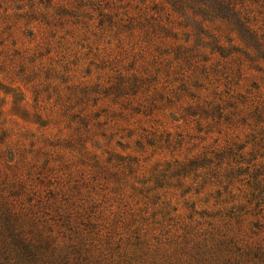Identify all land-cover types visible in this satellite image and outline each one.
Listing matches in <instances>:
<instances>
[{
  "label": "clouds",
  "instance_id": "9594fccd",
  "mask_svg": "<svg viewBox=\"0 0 264 264\" xmlns=\"http://www.w3.org/2000/svg\"><path fill=\"white\" fill-rule=\"evenodd\" d=\"M101 2L103 3V0ZM107 2L113 7L108 8L110 11L105 13L114 14L117 23H126L130 16H135L128 11V7H119L128 5L129 0ZM137 2L138 0H132L133 6ZM24 11L27 12L28 9L25 8ZM0 12H3L2 8ZM95 17L94 24L64 39L62 44L56 46L53 55L48 57L49 71L44 75L52 76L56 80L55 84L51 80L35 79L39 73L27 76L23 83H5L4 78L0 77V126H13L17 136L15 141L17 150L25 154H35L38 151L48 153L52 159L60 162V166L70 165V171L77 179H82L85 184L94 188L91 195L98 203H102L109 222L116 213L151 217L153 212L162 210L165 204L171 216L186 219L189 209L185 206V201L193 204L197 212L205 209L209 211L230 209L233 204H246L245 194L248 190L246 185L239 181L230 186L235 200L216 203L214 199H209L204 203L209 193H214L217 189L222 190L223 185L216 183L214 176L209 177L208 169L204 167H197L194 172L185 167L184 171L188 174L183 176L178 174L179 166H189L203 149L211 147L221 150L233 141L243 143L246 135L253 131L251 127L244 125L235 127L223 125L220 130L213 127L208 131L212 120L202 118L199 114L190 115L186 111H194L197 106L207 108L209 104H222L221 100L224 102L229 99L223 95L225 89L219 88L215 80H210L208 84L203 85L206 89L203 94L195 89L190 90L197 97L195 102L185 101L184 94L176 99L173 93L179 89L180 84L175 83V73L171 77L165 75L164 80L158 78L157 74L162 70L157 72L158 62L153 64L154 58L148 59L144 56V51L148 49L139 39L141 34L136 33V38L131 40L122 38L121 34L117 37L115 25L111 30L101 33V29L97 27L99 21ZM174 23L181 28L182 37L184 33L192 32V26L185 24L183 17H178ZM52 33H54L52 36H56L55 32ZM118 40L123 41L122 47H117ZM188 40L194 42V37ZM142 50L143 58L137 55L135 65L129 67L132 56L141 53ZM40 55H45V52H40ZM261 66L264 67V64ZM133 77L143 79L155 77V80L146 88L133 90L128 99L113 98L107 94L117 80ZM243 82L242 79L240 86L232 89L233 97L237 92L244 91ZM261 92L264 93V90ZM158 94L170 97L174 103L146 113L143 109H148ZM187 96L192 97L189 94ZM108 97H110L108 103H104ZM89 101L91 103H88ZM97 101H100L99 105ZM29 104L30 108L26 107ZM249 110L247 105L238 104L235 111L239 115L233 119L239 120L246 116ZM231 111L233 110L227 109L224 111L225 115ZM72 121L78 123L74 125ZM197 121L202 130H198ZM31 123H36V127L26 126ZM251 124L252 121L249 119L248 125ZM49 125L56 129L51 136L44 131ZM260 128H264V125ZM213 131L216 134L210 135ZM3 135H9L7 127H3ZM179 138H182V143ZM164 139H171L174 146L164 144ZM65 141L77 144L76 148L63 146L70 150L67 155L63 152L53 155L44 147L46 144L63 145ZM177 143L178 147L175 146ZM246 148L247 145L243 148L245 156L251 150L244 151ZM84 157L94 158L111 174L120 178L122 191L119 198L109 195L113 193L112 189L116 184L113 181L109 184L108 181L111 180L106 178L98 180L92 165L82 162ZM117 157L123 163H118ZM242 166L244 165H237L234 161L231 164L225 161L218 169L221 179L230 167ZM162 174L169 183L157 187V177ZM206 177H209L211 182L201 188ZM156 195L159 199L152 203L151 198ZM104 197H107V203H103ZM198 203L211 204V208H197ZM156 229L153 234L160 235V230Z\"/></svg>",
  "mask_w": 264,
  "mask_h": 264
},
{
  "label": "trees",
  "instance_id": "16d2710c",
  "mask_svg": "<svg viewBox=\"0 0 264 264\" xmlns=\"http://www.w3.org/2000/svg\"><path fill=\"white\" fill-rule=\"evenodd\" d=\"M165 1L168 2L170 10L177 18L183 17L184 23L192 26V31L196 36L194 46L177 45L168 48V54H172V67L178 68L173 71L175 75H184L181 71L185 68L192 71L184 76L185 79L184 77L179 78L180 87L173 93L176 99L184 94L185 101L187 97L188 101L195 102L197 97L190 90L195 89L203 94L206 91L203 85L216 79L214 78L217 75L215 69L198 66L197 57L200 55L195 51L201 42L204 43L203 36L210 39L205 44L211 46L212 51L218 52L223 58L242 54L250 62L264 61V0ZM10 2L15 6L14 9L20 11L13 17L20 20H31L41 16L45 19L48 16L47 13L35 11L33 8L36 5H43L45 8L52 5V0H0V8ZM75 2H78L79 7L85 6L86 3L91 5L90 9L98 11L97 18H95L99 21L97 27L106 31L111 30L115 25L117 36L120 34L133 36L138 29L145 27L134 24L129 19L126 23H117L112 15L105 13L108 3L101 8V6L95 7L92 1L85 0V3L83 0H76ZM27 6L30 9L27 12H21ZM9 8L5 7L4 13H0V20H11L12 17L6 14ZM64 13L68 11L63 9L58 14ZM90 16L92 20L94 15ZM196 17L199 19L197 20ZM140 34L139 39L144 43L153 41L148 39L151 36L148 29ZM202 60L208 61V59ZM232 62H238L240 67L237 72H240L241 57H236ZM257 70L263 71V67L260 66ZM24 71L22 67L21 73ZM233 74L234 72L228 69L224 75L227 79V83L224 84L226 88L232 83ZM145 85L146 81L142 78L119 80L118 85L109 89L107 94L113 98L128 99V96L133 94V90L139 91ZM255 87L258 89L255 94L247 91L245 94L237 93L234 97L231 90L227 88L223 95L228 96L229 99L224 102L221 100L222 104H209L207 108L197 106L194 111L186 110L190 115L199 114L202 118L212 120L208 131H211L213 127L220 130L223 125L229 127L244 125L251 127L253 131L246 135L243 143L233 141L224 149L205 151L190 162L189 166L180 165L178 169V174L183 176L188 174L184 171L185 167L192 172L197 167H204L208 169L209 177L214 176L215 182L223 185L222 190L217 189L214 193H209L204 203H207L209 199H214L216 203H228L235 200L236 197L233 196L230 186L236 181L246 185L247 203L233 204L230 209L216 211L205 209L197 212L194 205L187 201L190 221L196 215L203 219L197 222V225L176 221L169 216V212H166L167 204L162 210L153 212L151 217L142 215L137 217L134 214V217L148 225L158 224L165 227L164 222L168 220V231H165L168 236L163 233L167 237L160 234L154 238L157 242L162 241L168 246H176L175 255L179 257V260L175 264H264V128H260L264 125V97L260 93L259 86ZM168 102L169 104L174 103L171 98H168ZM98 103L99 101L97 105ZM238 104L247 105L250 110L246 116L234 120L233 117L239 115L235 111ZM156 109L159 107L153 100L148 109L143 110L147 113ZM227 109L233 111L225 115L224 111ZM189 118L191 119V116ZM249 119L252 121L251 125H248ZM72 123L75 125L78 121H72ZM3 127H7L9 135H3ZM197 127L202 130L199 121H197ZM13 135H16L13 126H0V164L3 161V167L0 168V264H91L87 262L88 258L84 257L80 247L75 245L61 247L57 244L60 236L65 237L61 230L64 226L59 223L63 215H54L53 210L55 207H57L56 212L60 209L57 206L58 193L49 189L47 196H44L42 190L38 188L45 183L48 187L53 185L47 180L50 178V173L54 171L53 167H50L54 159L48 153L38 151L35 153V158L28 160V154L34 153L19 152L15 142L12 141ZM166 143L171 145L169 140ZM245 145L247 148L244 151L251 149L246 156L243 154ZM63 146L76 148L77 144L65 141L63 145L46 144L44 147L48 151L51 147L59 149L64 148ZM40 158L44 159L42 167L38 166ZM117 160L118 163H123L118 157ZM225 161L230 164L234 161L237 165L243 164L244 166L230 167L221 179L218 169ZM82 162L92 165L96 170L98 180L106 178L111 180L108 181L109 184L113 181L116 184V187L112 189L113 194L120 196L122 191L120 178L111 174L94 158L84 157ZM40 168H42L41 171ZM25 170L29 172L25 173ZM209 177L205 178L201 188L204 184L211 182ZM166 182L164 175H161L157 177L156 186L162 187L167 184ZM158 199L159 196L156 195L151 198V202L156 203ZM206 206L211 208V204ZM158 215L161 216L160 220H158ZM167 216L168 219H166ZM202 225H206V228H199ZM177 226L182 233L172 232Z\"/></svg>",
  "mask_w": 264,
  "mask_h": 264
},
{
  "label": "rangeland",
  "instance_id": "374dc122",
  "mask_svg": "<svg viewBox=\"0 0 264 264\" xmlns=\"http://www.w3.org/2000/svg\"><path fill=\"white\" fill-rule=\"evenodd\" d=\"M75 1L52 0V5L48 6V8H45L43 5H36L33 8L35 11L47 13L48 16L45 19L41 16L31 20L15 19L13 17L14 14L20 11L14 9L15 6L11 2L3 5V12L0 13H4L5 7H10L6 14L12 17L10 21L0 20V77L4 78L5 83H23V80L27 76L34 73H39L38 76L34 77L35 79H46L51 80L53 84L56 83V80L52 76L45 77L44 75L45 72L49 71L50 62L48 57L53 55L56 46L62 44L64 39H68L73 33H79L84 28H88L94 24L95 20H90V15H94L97 18L98 11L90 9L91 5L86 3L85 0L83 1L86 5L82 7H79L78 2ZM87 1H92L95 3V7L101 6V8L105 7L108 3L107 0H103V3L101 0ZM111 7L113 5L108 3L106 12L110 11L108 8ZM119 7H128V11L135 15L130 16L128 19L132 20L134 24L145 26L143 29H138L136 33L149 30L151 36L148 39H152L153 41L151 43H144L148 49L144 51V56L148 59L154 58L153 64L158 62L157 66L159 68L157 72L162 70L161 73L157 74L158 78L164 80L165 75L171 77L173 71L178 68L174 67V69L172 67V54H168L169 46H194L196 39L194 32L184 33L182 37L181 28L174 23L177 17L170 10L168 2L165 0H159V2L157 0H138L134 6L132 0H129L128 5H119ZM25 8L30 9L28 6ZM63 9H66L68 13L59 15L58 13L63 11ZM109 14L115 18L114 14ZM103 31L101 30V33ZM52 32H55L56 36H52L54 35ZM136 33L133 36L124 34L121 37L128 38L129 40L135 39ZM93 34L96 35V33ZM58 37L61 39L58 40ZM190 37H194V42L188 40ZM208 41L210 39H204V43L201 42L195 51L196 54L200 55V57H197L199 61L198 66H205L217 71V75L214 76L216 79L214 80L217 81L216 83L219 85V88H224L225 90L228 88L232 93V89L239 87L240 81L243 79V83H245L244 91L237 93L245 94L248 91L255 94L258 90L255 86H259L260 93H262L261 90H264V67L263 71L257 69L264 64V61L250 62L242 54L223 58L220 54L218 55V52H213L211 46L205 44ZM77 43H80V41H77ZM122 44L123 41L118 40L117 47H122ZM42 51L45 52V55H40ZM89 51H91L90 46ZM137 55L143 58V50L141 53L132 56V63L129 67L135 65ZM236 57H241L242 66L240 72H237L240 67L238 62H232ZM202 59H208V61H203ZM139 64L140 61L138 60L137 66ZM22 67L25 69L24 73H21ZM228 69L232 70L234 74L232 75V83L227 85L226 88L224 84L227 83V79H225L224 75L228 72ZM181 72L184 73L183 76H187L192 71L185 68ZM183 76L181 74L175 75V83L177 85L181 82L179 78ZM144 80L146 81L144 88H146V86L154 82L155 77ZM118 83L119 80L113 86H117ZM262 95L264 97V93ZM168 98L170 97H162L161 94H158L153 100L156 101L157 107L160 108L163 105L169 104ZM185 98L188 101V98ZM109 99L110 97L106 98L103 102L108 103ZM26 107L30 108V104L26 105ZM9 126L11 127L12 125ZM26 126L35 128L36 123L26 124ZM44 131L47 134H53L56 129L52 125H49ZM215 134L214 132L210 135ZM16 140L17 136L13 135L12 141L15 142ZM167 140L171 142V145L166 143ZM179 140L182 143V138H179ZM157 143H160V139L157 140ZM164 144L169 147L174 146L171 139H164ZM175 146L178 147L179 143ZM57 148L51 147L48 151L53 155L61 152L67 155L70 151L66 148ZM210 150H213V148L207 147L200 154ZM35 156V154H28V160L35 158ZM39 160L38 166L42 167L44 159L40 158ZM2 163L3 161H1L0 168L3 167ZM50 167H53L54 171L50 173V178L47 181H51L53 185L48 187L45 183L38 188L42 190L44 196H47L49 189L58 193L57 206L60 209L56 212L55 209L57 207H55L53 210L54 215H63V219L59 223L64 226L61 230L65 236L58 238L57 244L59 246L75 245L80 247L84 257L88 258L87 262L91 264H175L179 260V257L175 255L176 246H168V244H164L162 241L157 242L154 238L157 236L153 234L157 227L159 229L156 230H160L161 236H168V233H165V231H168V220L164 222L165 227L158 224L148 225L142 220H138L137 217H134V214L124 213L122 215L116 213L114 214V218L109 222L104 214L102 203H98L91 195L94 188L91 185L85 184L82 179H77L71 173L70 165L62 164L60 166V162L54 160L51 161ZM41 170L42 168H40ZM27 172L29 170H25V173ZM164 178L168 184V179L165 176ZM167 184H164V186ZM160 191H163V189H160ZM109 195L115 194L109 193ZM115 197L119 198L116 195ZM186 202L185 206L187 207ZM103 203H107V197H104ZM200 207L207 206L198 203L197 208ZM166 212H168L167 209ZM189 214L186 219L173 217L171 214L169 216L173 217L176 221H180V223H193V225H197V222L203 220L198 217L199 215H196L190 221ZM160 217L158 215V220H160ZM166 219H168V216ZM178 226L174 228L175 231L172 230L173 233H182L178 229ZM199 228L205 229L206 225L199 226ZM163 233L167 236H164Z\"/></svg>",
  "mask_w": 264,
  "mask_h": 264
}]
</instances>
